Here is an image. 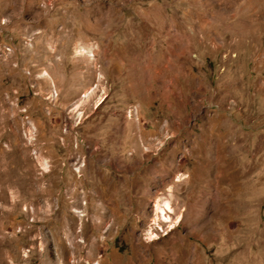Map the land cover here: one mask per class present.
<instances>
[{"label": "rangeland", "instance_id": "obj_1", "mask_svg": "<svg viewBox=\"0 0 264 264\" xmlns=\"http://www.w3.org/2000/svg\"><path fill=\"white\" fill-rule=\"evenodd\" d=\"M1 99L8 264H264V0H0Z\"/></svg>", "mask_w": 264, "mask_h": 264}, {"label": "bare ground", "instance_id": "obj_2", "mask_svg": "<svg viewBox=\"0 0 264 264\" xmlns=\"http://www.w3.org/2000/svg\"><path fill=\"white\" fill-rule=\"evenodd\" d=\"M94 27V26H93ZM55 32V31H54ZM58 44V43H57ZM57 44L54 43L52 44V46L50 47L51 48V51H49V54L51 57H53V55L55 54L56 52V49H57ZM29 51V50H28ZM89 51V50H88ZM87 51V52H88ZM76 52L77 54H83L85 51V48L83 47H77L76 49ZM54 60V59H53ZM52 60V61H53ZM40 77H46V76H49V73L47 71H45L43 74L39 75ZM56 85V84H55ZM57 92V91H56ZM54 91L53 94L56 93ZM92 92V89L91 90H88V91H85L83 93V97H88L90 95V93ZM57 95V94H56ZM2 97V96H1ZM10 97V96H9ZM14 111V108L10 105V102L7 101L6 99H1L0 100V138L2 136V133H3V130L5 128H9L10 130L11 129H15V126H14V120H13V116L12 113ZM83 113V111H78L77 114H78V117L81 116V114ZM80 119V118H79ZM5 120L6 121V124H5ZM8 152V150L2 152L1 150V146H0V183H2V185L0 186V198H7V190L9 189V186L10 185V180L8 179V175H9V172H3V169L2 167L4 166V161H3V156L5 155L4 153ZM207 160V159H206ZM157 166V165H156ZM208 168V167H207ZM209 169V168H208ZM7 175V176H6ZM168 175V174H167ZM6 179V180H5ZM8 180V181H7ZM5 181V183H4ZM160 199L157 200L156 204H155V214L156 216L158 217L159 213H161L162 215H165V211H166V208H170L169 206V202L167 200H162V202L160 203L159 202ZM10 204V203H9ZM171 209V208H170ZM169 209V210H170ZM168 217V216H167ZM0 228H1V221H0ZM74 231V230H73ZM76 234V233H75ZM0 240H2V238L0 237ZM75 246H73V255L74 257H76L75 255V249L74 248ZM64 253V252H63ZM71 255H68V253H65V259L62 261L64 264H67V262L69 261V257ZM59 257V255H58ZM80 262L79 261H76V262H73V264H79ZM0 264H8L7 260H6V256L4 257H0Z\"/></svg>", "mask_w": 264, "mask_h": 264}]
</instances>
